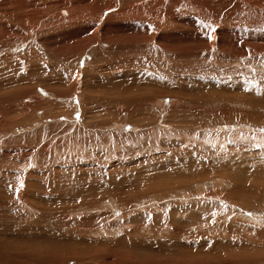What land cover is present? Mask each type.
<instances>
[{
	"label": "rangeland",
	"instance_id": "rangeland-1",
	"mask_svg": "<svg viewBox=\"0 0 264 264\" xmlns=\"http://www.w3.org/2000/svg\"><path fill=\"white\" fill-rule=\"evenodd\" d=\"M1 80L0 242L187 262L220 211L264 253V0H0Z\"/></svg>",
	"mask_w": 264,
	"mask_h": 264
},
{
	"label": "bare ground",
	"instance_id": "bare-ground-1",
	"mask_svg": "<svg viewBox=\"0 0 264 264\" xmlns=\"http://www.w3.org/2000/svg\"><path fill=\"white\" fill-rule=\"evenodd\" d=\"M24 1V0H23ZM134 1V0H133ZM137 1V0H136ZM26 2V1H25ZM10 3V2H9ZM23 2H21L20 4H22ZM171 3V2H170ZM18 6V5H17ZM24 6V5H22ZM30 6V5H29ZM108 6V5H107ZM143 6V5H142ZM21 7V5L19 6ZM25 7V6H24ZM135 8H133V10H135ZM138 9V8H137ZM136 9V11H137ZM177 9V8H176ZM64 10V9H63ZM139 10V9H138ZM162 10V9H161ZM64 16H66L67 12L65 10V12L63 11ZM141 13V12H138ZM166 13V12H165ZM161 14V12H160ZM65 18V17H64ZM132 64H140L138 62H133ZM152 68V67H151ZM174 71V70H173ZM138 72V71H136ZM164 72V71H163ZM144 73V71H143ZM9 75V74H8ZM172 75V74H171ZM13 76V75H12ZM5 77V76H4ZM3 77V78H4ZM7 77V76H6ZM10 77V76H9ZM171 77V76H170ZM12 78V77H10ZM9 78V79H10ZM160 78V77H159ZM6 79V78H4ZM174 79V78H173ZM8 80V79H7ZM5 81V80H4ZM3 81V82H4ZM156 81V80H155ZM168 81V80H167ZM2 83V80L0 81ZM6 82V81H5ZM151 82V81H150ZM154 82V81H153ZM167 83V82H166ZM175 83V82H174ZM156 83L152 84L153 86ZM152 85H150L149 87L153 88ZM164 85V84H162ZM141 86V85H139ZM157 86V85H156ZM160 87L162 91L159 92V88L157 91L159 93H164L161 86ZM167 87V86H166ZM145 88V87H144ZM169 88V87H168ZM176 88V87H175ZM147 89V88H146ZM154 88L153 91L156 90ZM144 90V89H143ZM140 90V91H143ZM167 92L168 90L165 89ZM176 90V89H175ZM221 90V89H220ZM165 91V93H166ZM181 92V91H180ZM161 93V94H162ZM181 95V94H180ZM257 97V96H256ZM213 98V97H212ZM145 100V99H143ZM225 101V100H224ZM102 102V101H101ZM145 102V101H144ZM99 103V102H98ZM135 104V103H134ZM139 104V102H138ZM143 104V103H142ZM147 104V103H146ZM144 105V104H143ZM137 106V105H136ZM145 106V105H144ZM130 107V106H129ZM134 107V106H133ZM132 107V108H133ZM146 108H144L145 112L147 111V106H145ZM186 107V106H185ZM229 107V105H228ZM131 108V107H130ZM131 108V109H132ZM130 109V110H131ZM136 110V112L138 111V109H140V106L138 105V107L134 108ZM142 111V110H141ZM140 111V112H141ZM245 131V130H244ZM249 135V134H248ZM235 136V135H234ZM258 139H261V135H256L255 136ZM263 139V138H262ZM223 146V145H222ZM260 178V177H258ZM261 182V181H260ZM254 184V183H253ZM238 187V186H237ZM248 187V186H247ZM255 188V187H254ZM257 188V187H256ZM260 189V188H259ZM248 190V189H247ZM4 198V197H3ZM236 198V197H235ZM246 202V201H245ZM245 205V204H244ZM248 205V204H247ZM249 206V205H248ZM37 208V206H35ZM206 211V210H205ZM211 211V210H210ZM33 213V212H32ZM193 213V212H192ZM207 214V213H206ZM222 215V212L219 211V216L215 219L211 218V221L209 222V216L210 214L207 216L206 218V225L204 226L205 229L202 228V232L200 233H193L191 234V231L188 232L187 238L185 239H180L179 241L183 242V246L181 247V250L183 248H186V251L184 256H181V258H187V262H172L171 264H264V253L262 252H253L250 253V251H234V245L235 244H240L246 245L251 244V242L254 244H258L257 242L254 241H250L248 239H244L239 237L238 235H234L232 234L234 232L235 228H232V223H236L235 220L230 221L229 223H225V224H220L219 223V219ZM240 215L244 216L245 220H251L254 221L256 220V218H254L252 215L250 216H246V213H241ZM33 217V216H32ZM259 219H257L258 222ZM238 222V221H237ZM247 222V221H246ZM260 222V221H259ZM229 224V225H228ZM244 225V224H243ZM241 226V225H240ZM107 227V226H106ZM234 227V225H233ZM247 227V225H246ZM249 228V227H248ZM251 229V228H250ZM192 230V229H191ZM219 231H222V233L218 234ZM1 232V231H0ZM196 232V231H195ZM236 232V231H235ZM242 232V231H241ZM246 232V231H245ZM7 233V232H6ZM251 233V232H250ZM259 233V232H258ZM218 234V235H216ZM242 234V233H241ZM240 234V235H241ZM249 234V233H248ZM246 236V235H245ZM255 236V235H253ZM259 237V236H257ZM260 237H264V235L261 234ZM246 238V237H245ZM87 239V238H86ZM9 241V242H8ZM5 242H0V264H41V258L44 257L46 251L47 250L46 246H44L41 241L39 240H35L36 244L35 246H29V244H24L23 243H19L18 241L16 242V240H8ZM80 241L77 240V242ZM84 242L83 238L81 240V242ZM86 241V240H85ZM101 241V240H100ZM104 241V240H102ZM23 242V241H22ZM113 243H119V240H117L116 238L114 240H112ZM180 242V243H181ZM100 244L102 242H99ZM99 243L96 242V246H94V249L90 248L91 243H88L86 246H81V245H76V243L74 244V247H79L77 248L79 251L76 252H72L71 250L69 251V255L67 256H72V257H77V253H80L82 255H87L90 253H95L98 254L99 256H104V258H101L102 260L105 259H111L112 261L109 262L110 264H116L117 262H119L120 264H123L122 261L123 259H128L129 262L131 264H142L145 263V261L138 260L139 258H141L140 256H136V255H130L129 256V252L125 251L123 249L120 248V246H118V248H116V245H112L111 249H108V247L105 246H101L98 245ZM260 243V242H259ZM262 243V242H261ZM260 243V244H261ZM264 243V242H263ZM261 245H264V244ZM57 244V243H56ZM84 244V243H83ZM94 244V243H92ZM98 245V246H97ZM67 246H72L73 248V244L72 243H68ZM230 246V247H228ZM236 246V245H235ZM239 246V247H241ZM252 246V245H251ZM60 247V246H58ZM238 247V246H237ZM248 247V246H247ZM252 248V247H251ZM59 249V248H57ZM236 249H240V248H236ZM244 249V248H242ZM241 250V249H240ZM248 250V249H247ZM251 250V249H249ZM253 250V249H252ZM61 251V250H60ZM252 252V251H251ZM60 253V252H59ZM71 254V255H70ZM77 254V255H76ZM79 254V255H80ZM78 255V256H79ZM86 257H82L81 259L85 262H87V260L89 261V259L85 260ZM80 259V260H81ZM98 259V258H97ZM91 260V259H90ZM70 261V260H69ZM68 261V262H69ZM74 261V260H73ZM77 262V261H76ZM82 262V261H81ZM91 262V261H90ZM90 262H88V264H91ZM97 262V260H96ZM127 262V261H126ZM125 262V264H126ZM67 264V263H66ZM71 264V263H70ZM79 264V262H78ZM85 264V263H84ZM118 264V263H117ZM128 264V263H127ZM146 264V263H145Z\"/></svg>",
	"mask_w": 264,
	"mask_h": 264
},
{
	"label": "snow or ice",
	"instance_id": "snow-or-ice-1",
	"mask_svg": "<svg viewBox=\"0 0 264 264\" xmlns=\"http://www.w3.org/2000/svg\"><path fill=\"white\" fill-rule=\"evenodd\" d=\"M261 131H264V129H261Z\"/></svg>",
	"mask_w": 264,
	"mask_h": 264
}]
</instances>
